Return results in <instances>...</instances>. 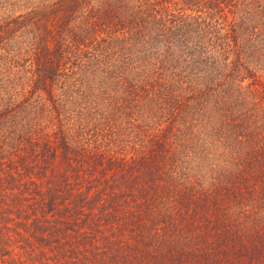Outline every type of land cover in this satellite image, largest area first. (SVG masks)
Here are the masks:
<instances>
[{
    "label": "trees",
    "instance_id": "1",
    "mask_svg": "<svg viewBox=\"0 0 264 264\" xmlns=\"http://www.w3.org/2000/svg\"><path fill=\"white\" fill-rule=\"evenodd\" d=\"M0 264H264V0H0Z\"/></svg>",
    "mask_w": 264,
    "mask_h": 264
}]
</instances>
